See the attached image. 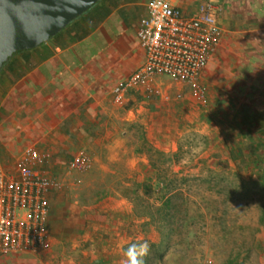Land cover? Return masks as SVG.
I'll return each instance as SVG.
<instances>
[{
    "label": "rangeland",
    "instance_id": "rangeland-1",
    "mask_svg": "<svg viewBox=\"0 0 264 264\" xmlns=\"http://www.w3.org/2000/svg\"><path fill=\"white\" fill-rule=\"evenodd\" d=\"M162 79L84 149L86 170L57 169L48 248L19 254L123 264L147 241L146 264H264V100Z\"/></svg>",
    "mask_w": 264,
    "mask_h": 264
},
{
    "label": "crops",
    "instance_id": "crops-1",
    "mask_svg": "<svg viewBox=\"0 0 264 264\" xmlns=\"http://www.w3.org/2000/svg\"><path fill=\"white\" fill-rule=\"evenodd\" d=\"M203 1L176 3L184 15H191ZM211 1L217 8L219 37L198 82L225 94L231 103L245 97L263 101L264 0ZM145 3L99 0L54 37L16 52L2 65L0 168L10 170L20 152L33 147L50 155V167L56 172L76 152L91 150L120 110L129 112L112 103L111 90L143 62L136 28L146 13ZM162 78L130 92L124 107L154 99ZM52 259L10 253L0 256V264H55ZM60 260V264H93L87 259Z\"/></svg>",
    "mask_w": 264,
    "mask_h": 264
},
{
    "label": "built area",
    "instance_id": "built-area-1",
    "mask_svg": "<svg viewBox=\"0 0 264 264\" xmlns=\"http://www.w3.org/2000/svg\"><path fill=\"white\" fill-rule=\"evenodd\" d=\"M176 2L146 0V13L138 19L136 28L144 59L112 88L115 106H124L130 92L161 77L186 86L193 99L204 100L198 77L218 43L217 8L211 0H205L191 15H184ZM89 164L88 155L80 150L66 168L80 172ZM50 166L49 154L27 147L10 170L0 168V256L48 248L49 198L61 187Z\"/></svg>",
    "mask_w": 264,
    "mask_h": 264
},
{
    "label": "water",
    "instance_id": "water-1",
    "mask_svg": "<svg viewBox=\"0 0 264 264\" xmlns=\"http://www.w3.org/2000/svg\"><path fill=\"white\" fill-rule=\"evenodd\" d=\"M99 0H0V68L54 37Z\"/></svg>",
    "mask_w": 264,
    "mask_h": 264
},
{
    "label": "clouds",
    "instance_id": "clouds-1",
    "mask_svg": "<svg viewBox=\"0 0 264 264\" xmlns=\"http://www.w3.org/2000/svg\"><path fill=\"white\" fill-rule=\"evenodd\" d=\"M150 245L147 241L133 243L129 245L125 252L123 264H144V257L148 256Z\"/></svg>",
    "mask_w": 264,
    "mask_h": 264
},
{
    "label": "trees",
    "instance_id": "trees-1",
    "mask_svg": "<svg viewBox=\"0 0 264 264\" xmlns=\"http://www.w3.org/2000/svg\"><path fill=\"white\" fill-rule=\"evenodd\" d=\"M245 126H246V128L248 127L246 123H245ZM238 153H240V152H238ZM248 158L254 160V156H253L252 154H250V155L248 156ZM145 217H146V216H145ZM146 263H147V260H146V258H144V264H146Z\"/></svg>",
    "mask_w": 264,
    "mask_h": 264
}]
</instances>
